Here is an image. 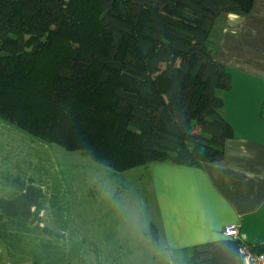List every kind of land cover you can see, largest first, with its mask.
I'll return each mask as SVG.
<instances>
[{
  "label": "trees",
  "instance_id": "obj_1",
  "mask_svg": "<svg viewBox=\"0 0 264 264\" xmlns=\"http://www.w3.org/2000/svg\"><path fill=\"white\" fill-rule=\"evenodd\" d=\"M253 4L0 0V119L115 173L218 162L234 129L216 92L230 88L231 75L209 37L219 16H246ZM30 189L0 204V222L40 210ZM244 248L264 253L224 239L193 249L190 264H240Z\"/></svg>",
  "mask_w": 264,
  "mask_h": 264
},
{
  "label": "rangeland",
  "instance_id": "obj_2",
  "mask_svg": "<svg viewBox=\"0 0 264 264\" xmlns=\"http://www.w3.org/2000/svg\"><path fill=\"white\" fill-rule=\"evenodd\" d=\"M30 188L40 210L0 222L1 237L14 234L0 238V264H190L192 254L167 253L156 232L147 166L115 173L0 119V204Z\"/></svg>",
  "mask_w": 264,
  "mask_h": 264
},
{
  "label": "crops",
  "instance_id": "obj_3",
  "mask_svg": "<svg viewBox=\"0 0 264 264\" xmlns=\"http://www.w3.org/2000/svg\"><path fill=\"white\" fill-rule=\"evenodd\" d=\"M209 43L215 61L231 75L230 88L218 96L234 136L218 162L148 167L156 232L174 255L224 240L229 225L239 226L245 243L264 245V0H254L246 16H219Z\"/></svg>",
  "mask_w": 264,
  "mask_h": 264
},
{
  "label": "built area",
  "instance_id": "obj_4",
  "mask_svg": "<svg viewBox=\"0 0 264 264\" xmlns=\"http://www.w3.org/2000/svg\"><path fill=\"white\" fill-rule=\"evenodd\" d=\"M223 235L225 239L228 240H239L240 239V229L239 226L229 225L223 230ZM241 254L245 256L247 264H264V253L253 254L250 253L246 248L241 250Z\"/></svg>",
  "mask_w": 264,
  "mask_h": 264
}]
</instances>
